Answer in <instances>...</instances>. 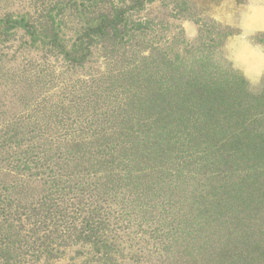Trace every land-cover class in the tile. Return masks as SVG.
Returning <instances> with one entry per match:
<instances>
[{"label": "trees", "instance_id": "16d2710c", "mask_svg": "<svg viewBox=\"0 0 264 264\" xmlns=\"http://www.w3.org/2000/svg\"><path fill=\"white\" fill-rule=\"evenodd\" d=\"M156 1L30 0L0 16L13 90L0 95V264L71 249L78 264H264L260 238L237 234L233 187L194 184L210 164L174 149L176 90L142 79Z\"/></svg>", "mask_w": 264, "mask_h": 264}, {"label": "rangeland", "instance_id": "374dc122", "mask_svg": "<svg viewBox=\"0 0 264 264\" xmlns=\"http://www.w3.org/2000/svg\"><path fill=\"white\" fill-rule=\"evenodd\" d=\"M32 5L0 0V16L32 13ZM143 14L150 27L145 36L153 41L138 57L142 79L178 94L180 113L167 118L176 121L174 149L186 155L184 162L203 156L210 164V173L194 184L233 187L242 208L237 234L244 245L259 238L264 245V0H157ZM12 91L0 80V95ZM208 190L193 195L208 199ZM73 253L57 264H78L69 259Z\"/></svg>", "mask_w": 264, "mask_h": 264}]
</instances>
